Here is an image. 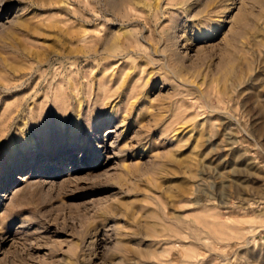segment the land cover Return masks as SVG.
I'll return each mask as SVG.
<instances>
[{"label": "rangeland", "instance_id": "rangeland-1", "mask_svg": "<svg viewBox=\"0 0 264 264\" xmlns=\"http://www.w3.org/2000/svg\"><path fill=\"white\" fill-rule=\"evenodd\" d=\"M0 264H264V0H0Z\"/></svg>", "mask_w": 264, "mask_h": 264}, {"label": "bare ground", "instance_id": "bare-ground-1", "mask_svg": "<svg viewBox=\"0 0 264 264\" xmlns=\"http://www.w3.org/2000/svg\"><path fill=\"white\" fill-rule=\"evenodd\" d=\"M187 6H188V4H187ZM199 135H201V134H199ZM185 187V186H184ZM181 191V190H180ZM182 192V191H181Z\"/></svg>", "mask_w": 264, "mask_h": 264}]
</instances>
